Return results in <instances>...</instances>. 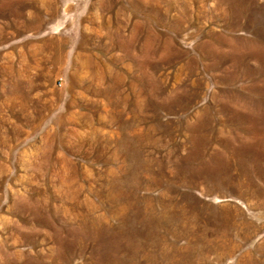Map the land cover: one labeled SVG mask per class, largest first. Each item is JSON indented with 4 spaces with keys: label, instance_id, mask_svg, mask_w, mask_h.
<instances>
[{
    "label": "rangeland",
    "instance_id": "1",
    "mask_svg": "<svg viewBox=\"0 0 264 264\" xmlns=\"http://www.w3.org/2000/svg\"><path fill=\"white\" fill-rule=\"evenodd\" d=\"M0 264H264V0H0Z\"/></svg>",
    "mask_w": 264,
    "mask_h": 264
},
{
    "label": "built area",
    "instance_id": "2",
    "mask_svg": "<svg viewBox=\"0 0 264 264\" xmlns=\"http://www.w3.org/2000/svg\"><path fill=\"white\" fill-rule=\"evenodd\" d=\"M58 85H61V82L60 81L58 82Z\"/></svg>",
    "mask_w": 264,
    "mask_h": 264
}]
</instances>
